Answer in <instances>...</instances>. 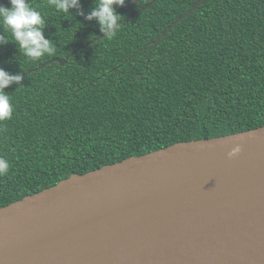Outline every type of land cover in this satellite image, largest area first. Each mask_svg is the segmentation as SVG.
Listing matches in <instances>:
<instances>
[{"label": "trees", "instance_id": "obj_1", "mask_svg": "<svg viewBox=\"0 0 264 264\" xmlns=\"http://www.w3.org/2000/svg\"><path fill=\"white\" fill-rule=\"evenodd\" d=\"M152 1L116 8L117 35L69 58L103 35L96 20L31 0L57 52L32 61L0 45V68L23 76L5 89L0 209L73 174L264 126V0H205L164 35L200 0H159L128 19ZM80 4L88 15L94 0Z\"/></svg>", "mask_w": 264, "mask_h": 264}, {"label": "water", "instance_id": "obj_2", "mask_svg": "<svg viewBox=\"0 0 264 264\" xmlns=\"http://www.w3.org/2000/svg\"><path fill=\"white\" fill-rule=\"evenodd\" d=\"M0 264H264V126L73 174L1 208Z\"/></svg>", "mask_w": 264, "mask_h": 264}, {"label": "clouds", "instance_id": "obj_3", "mask_svg": "<svg viewBox=\"0 0 264 264\" xmlns=\"http://www.w3.org/2000/svg\"><path fill=\"white\" fill-rule=\"evenodd\" d=\"M127 0H94V5L88 15L81 10L80 0H48V4L57 12L72 15V10H77V15L83 16L88 21L96 20L99 31L103 37L112 39L121 27V15L115 6L123 7ZM11 7L0 5V45L15 44L19 55L36 61L44 56H54L57 46L53 40L45 38L47 28L45 18L37 8L32 6L31 0H9ZM5 33H10L11 40ZM23 76L10 74L0 68V122L10 120L14 107L11 95L5 92L13 84L22 85ZM239 145L229 153V158L236 157L241 152ZM9 163L0 157V176L7 175Z\"/></svg>", "mask_w": 264, "mask_h": 264}]
</instances>
